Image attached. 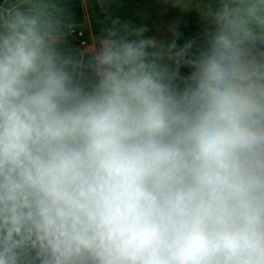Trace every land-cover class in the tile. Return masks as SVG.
<instances>
[{
	"label": "clouds",
	"instance_id": "1",
	"mask_svg": "<svg viewBox=\"0 0 264 264\" xmlns=\"http://www.w3.org/2000/svg\"><path fill=\"white\" fill-rule=\"evenodd\" d=\"M160 2L196 42L115 18L85 59L0 0V264H264V0Z\"/></svg>",
	"mask_w": 264,
	"mask_h": 264
},
{
	"label": "crops",
	"instance_id": "2",
	"mask_svg": "<svg viewBox=\"0 0 264 264\" xmlns=\"http://www.w3.org/2000/svg\"><path fill=\"white\" fill-rule=\"evenodd\" d=\"M61 3L66 14L75 23L73 30L83 31L82 40L87 42L86 46L77 44L71 31L66 38L65 47L74 49L85 59L96 47L101 29L110 24L111 19L119 18L122 22L136 27L147 26L148 36L157 35L171 39V30H174L178 44L189 40L196 42L204 27L199 13L195 10L189 15L188 22L174 24V18L179 17L181 10L165 6L160 0H61ZM182 71L187 73L190 69L185 67Z\"/></svg>",
	"mask_w": 264,
	"mask_h": 264
},
{
	"label": "rangeland",
	"instance_id": "3",
	"mask_svg": "<svg viewBox=\"0 0 264 264\" xmlns=\"http://www.w3.org/2000/svg\"><path fill=\"white\" fill-rule=\"evenodd\" d=\"M193 10H195V9H193ZM192 11H189V12L180 11L179 17L178 18H174L173 23L174 24H177V23L183 24L185 22H188L189 21V18H190L189 15H191ZM195 12H197V11L195 10Z\"/></svg>",
	"mask_w": 264,
	"mask_h": 264
},
{
	"label": "built area",
	"instance_id": "4",
	"mask_svg": "<svg viewBox=\"0 0 264 264\" xmlns=\"http://www.w3.org/2000/svg\"><path fill=\"white\" fill-rule=\"evenodd\" d=\"M72 34L75 37V40H76L77 44H80L82 46H86L87 45V42L85 40H82V38L84 37L83 31L73 30Z\"/></svg>",
	"mask_w": 264,
	"mask_h": 264
}]
</instances>
